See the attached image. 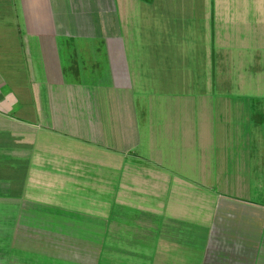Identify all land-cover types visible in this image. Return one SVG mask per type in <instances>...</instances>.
<instances>
[{
    "label": "crops",
    "instance_id": "obj_1",
    "mask_svg": "<svg viewBox=\"0 0 264 264\" xmlns=\"http://www.w3.org/2000/svg\"><path fill=\"white\" fill-rule=\"evenodd\" d=\"M16 1L27 31L21 70L0 60V264H264V160L241 133L261 131L264 110L241 136L230 109L219 125L206 109L145 104L142 116L137 86L158 74L135 68L142 56L123 39L130 0H72L75 31L72 2ZM98 10L109 11L99 30ZM161 10L149 27H163ZM260 44L244 46L259 58ZM256 69L247 80L264 84V61Z\"/></svg>",
    "mask_w": 264,
    "mask_h": 264
},
{
    "label": "rangeland",
    "instance_id": "obj_2",
    "mask_svg": "<svg viewBox=\"0 0 264 264\" xmlns=\"http://www.w3.org/2000/svg\"><path fill=\"white\" fill-rule=\"evenodd\" d=\"M12 1L17 2L0 0V60L4 63L15 62L17 71L22 65L21 47L27 27L22 19L20 5ZM212 1L217 0H153L152 5L143 0L128 1L125 9L128 15L124 16V21H120V27H125L123 39H126V33L129 36L131 34L129 39L135 40L138 53L142 56L135 68L143 71L142 66L148 64L153 66V73L158 74L151 84H138L137 93L141 96L136 107L145 116V104L152 105L158 112L171 109V115L178 114V111L181 115H189L206 109L209 118L211 116L212 120L218 121L215 125L222 124L218 117L220 111L222 114L226 111L224 109H230L233 111L231 125L238 130L236 133L234 129V133L241 136L240 128L248 125L252 127L253 113L261 115L264 110V84L251 83L246 78V73L256 71L264 61V51H260L257 58L253 56L252 46L247 49L244 46L248 40H253L264 47V35L257 29L261 20H264V14L256 16L254 0H229L228 4L217 2L215 10L212 9ZM55 2L60 4L63 1ZM91 2L90 7H93L98 1ZM68 6L75 9V12L65 14V17L72 18L68 23L70 30L75 31L82 19L79 15L81 12L74 7L73 2ZM260 7L264 10V3ZM224 8L227 20L222 15ZM161 9L165 14L163 27H149L151 18L148 12H161ZM108 12L98 10L92 13L90 21H94L96 29L101 26L100 22ZM56 14L55 23L62 29L63 22L57 23L56 17H63ZM224 36H227L230 46L223 44ZM3 71H11V75L14 70L9 65ZM149 94L153 96L152 99L145 101V95ZM176 95L179 97H173ZM224 97L227 101H224ZM241 114L249 116L245 124L241 123ZM252 131H241L242 137L247 139V146L249 144V148L243 149V152L247 151L249 157L254 159L262 154L263 161L264 128ZM238 149L241 148H233L234 157L236 151H240ZM262 161L258 164L260 173Z\"/></svg>",
    "mask_w": 264,
    "mask_h": 264
}]
</instances>
